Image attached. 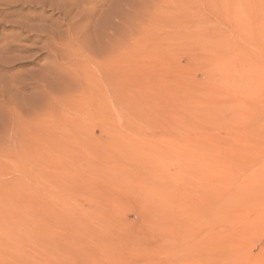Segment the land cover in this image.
Wrapping results in <instances>:
<instances>
[{
	"label": "rangeland",
	"instance_id": "374dc122",
	"mask_svg": "<svg viewBox=\"0 0 264 264\" xmlns=\"http://www.w3.org/2000/svg\"><path fill=\"white\" fill-rule=\"evenodd\" d=\"M0 264H264V0H0Z\"/></svg>",
	"mask_w": 264,
	"mask_h": 264
}]
</instances>
